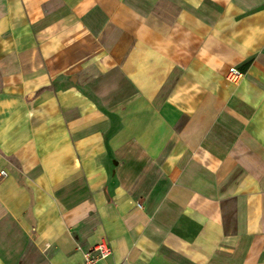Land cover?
Segmentation results:
<instances>
[{
	"label": "crops",
	"instance_id": "0c3cea01",
	"mask_svg": "<svg viewBox=\"0 0 264 264\" xmlns=\"http://www.w3.org/2000/svg\"><path fill=\"white\" fill-rule=\"evenodd\" d=\"M102 240L264 264V0H0V264Z\"/></svg>",
	"mask_w": 264,
	"mask_h": 264
},
{
	"label": "built area",
	"instance_id": "2783aa9c",
	"mask_svg": "<svg viewBox=\"0 0 264 264\" xmlns=\"http://www.w3.org/2000/svg\"><path fill=\"white\" fill-rule=\"evenodd\" d=\"M231 77L238 76L239 73L236 69H231ZM140 206V205H139ZM111 248L107 241L102 240L90 249V251L83 254L84 261L76 264H105V261L110 257Z\"/></svg>",
	"mask_w": 264,
	"mask_h": 264
}]
</instances>
